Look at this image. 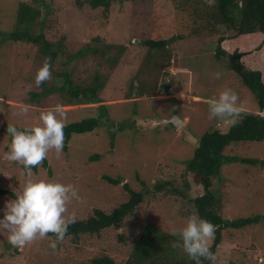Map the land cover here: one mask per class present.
<instances>
[{"label":"rangeland","instance_id":"1","mask_svg":"<svg viewBox=\"0 0 264 264\" xmlns=\"http://www.w3.org/2000/svg\"><path fill=\"white\" fill-rule=\"evenodd\" d=\"M41 1L43 4H38L36 0H0V188L17 192L26 179L21 165L5 157L12 138L1 132L3 125L15 124L21 128L40 125V113L51 110L59 103H45L37 98L31 100L30 92L43 90L42 84H35V75L45 58L37 46L6 39V35L15 29L20 5L25 3L41 9L40 19L45 17L48 7L51 12L47 14L44 33L52 42L65 37L69 52L78 51L97 35L130 48V51L120 55L118 64H100L91 55L72 63L71 77L76 85L90 84L96 74L107 81L104 100L109 105L110 118L91 136L74 134L68 150L59 156L54 149L50 150L46 158L52 175L39 168L38 172H33L34 178L55 179L77 186L82 199L73 198L66 213L74 211L76 220L87 219L96 209L111 213L126 202L129 195L124 190L125 183L132 189L144 191L145 200L120 229L112 228L101 235L85 236L77 243L71 240L58 242L56 249L49 246L53 240L50 237L15 249L8 242L6 233L0 235V264H92L96 256H109L118 264H124L133 253L148 221L171 234L186 223L188 211L192 208L189 197L157 193V183L173 180L181 191L182 188L189 189L194 196L203 193L200 182L185 174L186 163L206 131L225 128L229 124L218 118L209 119V100L217 98L227 87H231L239 99H249L255 104L257 100L249 89L243 87V83H238V77L233 72L221 65L215 54L219 36L188 37L191 27H187L183 15H178L173 9L171 0L114 2L111 15L107 17L103 10L89 15V6L80 8L78 0ZM165 17L167 23H162L161 18ZM230 34L226 31L223 37ZM174 36H178L174 44L157 52L138 45L150 37ZM256 37L257 41L251 44L233 39L224 49L232 52L255 48L252 50L256 51L259 45L264 44L259 35ZM114 54L109 55L114 58ZM261 54L257 52L246 56V67L264 73ZM124 66H128L130 72ZM217 71L222 73L219 79L213 75ZM121 74L127 75V80L116 77ZM125 81L130 85L134 83L129 95L132 98L125 94L128 87L122 89ZM241 89L244 94L240 93ZM73 105L69 113L65 112L68 108L63 107L67 123L94 113L89 108L79 109L82 107ZM24 106L29 107L27 113L22 111ZM248 110L256 112L257 105L248 107ZM98 111L103 112H95ZM178 113L184 122L180 126L163 123ZM134 119L137 123L133 124V128L123 132L119 130ZM112 131H117L115 138H112ZM96 154L99 159L92 160ZM223 154L225 157L264 161V141L233 144ZM226 163L212 186L214 195L222 203V217L234 220L255 214L264 215V166H251L239 161ZM104 176L123 180L115 186ZM142 182L146 185L143 186ZM9 199L5 195L0 196V209ZM162 219L170 222L168 228ZM174 224H178L179 228H174ZM225 235L226 239L217 248L215 264H264V220L247 229H228Z\"/></svg>","mask_w":264,"mask_h":264},{"label":"trees","instance_id":"2","mask_svg":"<svg viewBox=\"0 0 264 264\" xmlns=\"http://www.w3.org/2000/svg\"><path fill=\"white\" fill-rule=\"evenodd\" d=\"M36 1L38 4H43L41 0ZM137 1L142 0H78V5L80 8L85 5L89 6V15H95V12L103 10L102 12L107 17L111 15L114 2L126 3ZM171 1L173 2V9L176 13L178 15L182 14L185 20L184 22L188 24L186 26L191 27L188 37L199 38L205 37L206 35L219 36L216 42L217 48L215 54L220 59L221 65L225 70L233 72L238 77V83H243V87L249 89L257 100L255 104V101L253 103L249 99L244 100L240 98L238 102L241 115L238 123L233 125L229 122L225 128L220 127L219 129L214 128L208 130L199 138V144L194 150L193 156L186 163L187 171L185 174H190L193 181L197 179L200 182V186L203 187L202 194L194 196L189 189L185 188H182L183 191H181L173 180H162L155 187L156 192L162 193L163 195H167L168 193L187 195L191 207L197 209L200 216L207 218L217 225L215 237L210 241V248L216 254L217 258V248L226 239V230L247 229L264 220V215L260 214L234 220L224 219L221 215L223 210L222 203L212 191L213 180L219 177L221 169L227 164V161H239L251 166H264V161L225 157L223 154L225 149L233 144L264 141V73L259 69H248L245 64L246 56H251V54L257 52L262 53L260 58L261 63L264 64V44L259 45L256 51L252 50L255 48L248 50L235 49L232 52L224 49V46L229 45L233 39L241 43L247 42L251 44L257 41L258 37L255 38V36L258 35L263 39L264 43V0ZM46 9L45 17L43 16L40 19L42 11L38 6L22 3L18 10L15 29L6 35V39L15 43L21 42L37 46L45 61H49L52 65V76L50 80L42 83V91L30 92V96H32L31 100L37 98L44 100L45 103L59 101V104L63 106L75 104L76 106L82 107L79 109L89 108L91 113L94 112L80 120L68 122L64 129L65 141H69L74 134H90L91 136L110 118V115H108L109 105L105 104L104 100V95L107 92V87H105L107 81L104 80L102 75L96 74L90 84L76 85L71 77L73 74L71 65L78 60L85 59L88 55L96 58V62L100 64H104L105 62L111 65L113 63L118 64L120 55L126 53L127 50L130 51V48L128 45H119L117 42L111 43L107 38L97 35L90 42L84 43L78 51L69 52L65 46V37H62L56 42H52L44 33L46 17L51 12L48 10V7ZM165 20L166 17L161 18L162 23H167ZM167 29L169 30V28ZM226 31L231 33L229 37H223ZM179 37L183 38V36ZM177 38L178 36L171 38L150 37L138 45L149 48L151 52H157L174 44ZM112 53H115L114 58L112 55H109ZM168 56L171 57L170 55ZM105 58H107L106 61ZM123 68L129 71L128 66H124ZM116 77L127 80V75L125 74ZM109 79L111 80V75ZM133 86L134 83L130 85V82H126L122 88L125 89L128 87L125 93L128 98H132L129 95L131 94ZM240 93L244 94L243 90ZM256 105L258 108L256 112L248 110V107L252 108ZM97 110L103 112L98 111L99 113H96L95 111ZM136 123L137 119H134L131 124L122 125L119 130L123 132L131 129L133 128V124ZM6 129L7 125L5 124L1 130L3 133L8 134ZM116 133L117 131H112V138L116 137ZM91 159L98 160L99 155H93ZM49 165L46 158L40 165L33 166V172H38L39 168H43L48 171L49 175H52V169ZM21 167L23 168V165ZM104 179L115 186L121 184L123 180L121 178L113 179L107 176H104ZM137 179L139 180L138 176ZM141 184L143 186L146 185L144 182ZM123 186L129 195L126 202L114 208L111 213L96 209L94 214L87 219L76 220L74 224L69 225L65 239L59 242L63 243L71 240L77 243L85 236L101 235L103 231L112 228L120 229L128 218L136 214L145 200L144 191L132 189L128 183H125ZM3 195L13 199L15 198L16 192L0 188V196ZM162 221L164 226L168 228L170 222L166 219H162ZM174 228H179V225L174 224ZM47 237L55 239V234L49 233ZM119 239L121 241L124 240L123 237H119ZM177 240L178 236H174L168 233L167 230L159 228L157 224L148 221L133 253L124 264H195V261L188 257L182 247L174 246ZM15 249L18 248L15 247ZM91 263L118 264L109 256H96L92 259ZM203 264H212V262L203 259Z\"/></svg>","mask_w":264,"mask_h":264},{"label":"clouds","instance_id":"3","mask_svg":"<svg viewBox=\"0 0 264 264\" xmlns=\"http://www.w3.org/2000/svg\"><path fill=\"white\" fill-rule=\"evenodd\" d=\"M213 75L219 79L222 73L217 71ZM51 76L52 65L46 60L35 75V84L40 86ZM238 99V94L231 87L222 90L217 98L209 100V119L218 118L233 125L238 123L241 115ZM73 106L57 103L51 110L41 112L40 125L18 128L15 124L5 123L6 131L12 138L5 157L23 165L22 174L26 177L15 198L7 200L4 208L0 209L3 213L0 215V235L6 233L8 242L14 247L22 248L53 233L55 239L50 241L49 246L56 249L58 242L65 239L69 225L76 222L74 211L67 215L66 213L68 203L73 198L82 199L78 187L55 179L34 178L33 174V166L40 165L50 150L54 149L57 156L68 150L72 137L65 141L64 129L67 120L64 117L65 112L69 113L70 107ZM63 107L68 109L64 112ZM22 111L27 113L29 107L24 106ZM174 119L177 120L178 126L184 123L180 113L163 123L174 126ZM216 229L217 225L200 216L199 211L193 207L186 223L178 231L173 230L172 234L178 236L174 246L182 247L195 264H203V259L214 264L216 254L210 248V241L214 239Z\"/></svg>","mask_w":264,"mask_h":264},{"label":"water","instance_id":"4","mask_svg":"<svg viewBox=\"0 0 264 264\" xmlns=\"http://www.w3.org/2000/svg\"><path fill=\"white\" fill-rule=\"evenodd\" d=\"M172 122H173L174 124L178 125V123H177V121H176V120H173Z\"/></svg>","mask_w":264,"mask_h":264}]
</instances>
